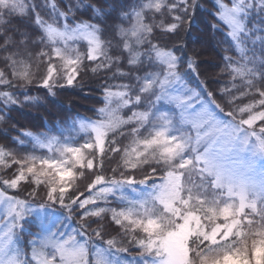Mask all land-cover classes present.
I'll return each mask as SVG.
<instances>
[{
    "label": "trees",
    "instance_id": "1",
    "mask_svg": "<svg viewBox=\"0 0 264 264\" xmlns=\"http://www.w3.org/2000/svg\"><path fill=\"white\" fill-rule=\"evenodd\" d=\"M22 1L23 8H7L0 13L3 20L0 23V151L6 154L4 160L7 161L0 163L5 167L3 171L0 168V189L26 201L31 200L43 211L69 209L73 226L83 233V237L93 242L96 239L105 249L115 247L128 255L140 256L137 262L145 260L148 263V259L152 260L154 256L130 242L143 239V234H134L130 228L126 231L127 225H118L113 220L116 212L129 208V196L96 199L97 202L89 204V208L91 213L100 211V215H89L83 221L84 210L79 204L69 207L68 200L77 193H83L81 201L88 198L95 187L97 175L105 177L104 181L113 180V177L122 180L125 176H135L137 184L143 181L148 185L156 183L163 175L161 163L139 164L135 169H129L124 163L127 148L134 141L145 138L152 127L150 116L156 103L143 93L142 86L148 73L154 69L162 70L158 61L161 51L172 55L176 74L186 88L212 102L208 95L211 92L215 100L223 105L224 110H221L213 103L215 113L223 123L233 122L248 129L238 122L239 117H230L227 110L249 106V113L255 114L252 111L253 102L259 100L255 93L264 89V0H245L243 13L239 15L242 29L236 39L219 20L216 0H164L167 7L160 13H143V18L145 15L148 17L153 30L151 34H146L139 46V59L125 51L117 25L120 19L122 21L123 13L130 11L127 4L135 11L148 0ZM219 1L229 3V0ZM82 22L95 26L111 67L93 69L85 59L87 50L82 48L84 54L79 59L83 63L74 84H67L62 61L53 60L52 63L60 66L59 72L49 86H43L49 64L46 57L53 50L43 26L61 28ZM170 24L179 26L174 31H168ZM25 64L30 65L27 79L19 76ZM248 87L253 91L246 92ZM229 88L233 91L229 92ZM106 90H121L128 95L123 98L108 97ZM238 92L243 94V98L235 104L228 103ZM125 99H130L131 103L125 104ZM113 117L119 122L108 126ZM86 121L105 125L107 148L103 155L95 156L94 169H80L81 175L76 173L75 187L65 203L48 199L47 187L43 189L42 184L36 185L31 179L25 183V188L5 189L3 181L12 178L20 169L14 159H8L12 151L15 156L16 152L21 156L22 152L39 150L31 134H36L42 141L53 137L69 146H82L93 142L92 132L81 128ZM252 130L259 131L258 128ZM116 147L120 151L112 150ZM152 169L156 170L155 173ZM90 185H93L91 190ZM247 214L255 215L259 226L264 218V209L261 208L258 213L249 210ZM82 222L85 227H81ZM94 230L100 233L99 237L93 235ZM41 231L39 229L38 232ZM109 240L115 241V244L110 245ZM27 241L28 238H25L24 247L29 251ZM88 255L92 258L90 251Z\"/></svg>",
    "mask_w": 264,
    "mask_h": 264
},
{
    "label": "rangeland",
    "instance_id": "2",
    "mask_svg": "<svg viewBox=\"0 0 264 264\" xmlns=\"http://www.w3.org/2000/svg\"><path fill=\"white\" fill-rule=\"evenodd\" d=\"M152 2L153 0L144 2L141 8L135 11L127 4L126 7L130 11L123 13L122 21L120 19L117 25L119 37L123 44L126 40L129 41L131 47L128 51L133 54L135 59H139V46L147 33L137 38H131L128 32H124L122 35L121 29H129L133 25L137 13L143 19V13L146 11L145 5ZM244 2L245 0H229L228 4L219 0L215 2L219 20L229 28L231 36L235 39L242 29L239 15L243 13ZM21 8H23V1L16 10ZM50 28L65 33V38L52 39L48 31ZM43 29L53 49L59 48L65 56L80 58L84 54L83 49L88 50L91 45L88 43L86 34H90L91 37L98 40L95 26L85 22L73 26L64 25L61 28L45 24ZM137 39L139 43H137ZM158 61L163 67L162 70L154 69L153 72L148 73L142 86L143 93L153 98L156 103L150 116L152 127L147 133V137L145 136L143 139L150 138L156 130L161 128L166 129L169 135L189 139L190 125L184 119L185 112L206 108L211 113L219 130L201 136L198 141L195 138H190L188 147L175 161V163H179L185 157L195 159L199 156L202 158L199 166L185 170L187 172L186 194L190 193L194 199L203 197L208 204L213 206H222L230 202L239 203V195L243 194L247 197L248 202L254 201L257 204L258 210L264 209V134L257 131L253 136L252 129L246 130L233 122L223 123L215 113V105L211 101L199 97L196 93L195 108H188L185 103L179 102L178 97L192 96L194 92L186 88L179 80L174 68V59L169 52H159ZM173 72L176 74L175 76L171 75ZM101 125L104 124L86 121L81 124V128L82 130L89 129L92 132L94 142V130ZM30 137L39 150L26 153L21 151V156L17 155V152L15 156L12 151L10 156L12 159L19 161L34 159L37 160V164L42 159H67L64 156L65 149L74 147L53 137L45 138L44 141L36 134H31ZM18 139L21 140V138ZM143 139L134 141L127 150L130 151L138 141ZM85 155L87 156L86 152ZM126 159L128 156L124 154V160ZM149 162L162 164L164 176L160 175L156 183L148 185L145 182L137 184L114 183L113 180L103 181L100 184L95 183L96 188H93L88 198L96 200L115 196L118 199L125 194L129 196V208H122L119 211H130L134 216H139L142 219L146 216L164 219L165 213L159 202V193L166 182L167 172L172 169L174 164L162 163L149 154L144 157L140 165ZM17 166L19 169L18 164ZM0 168L3 171L5 167L0 164ZM40 178L44 179L43 176ZM73 182L75 183V180ZM214 182L217 186H214ZM25 185L24 183L20 186L25 188ZM4 186L6 190H13L6 184ZM42 187L44 189L47 185L42 184ZM102 189H111V191L104 192ZM230 190L232 195L229 194ZM42 193L44 194V190ZM17 204L20 207L13 212V207ZM83 210V213L85 211L92 212L89 205ZM50 211L52 210L43 211V208L38 207L31 200L26 201V199H21L15 194L11 195L0 189V264H46V261L51 257L59 256V245L61 244L66 247L82 248L87 264H161L160 259L156 257L152 260L148 259V263L145 260L137 262L136 259H140V256L128 255L115 247L105 249L96 239L93 242L87 237H83V233L73 226L74 221L71 219L69 209ZM34 226L38 228L34 229ZM39 229L42 231L38 232ZM25 238H28L26 243L30 248L29 251L24 247ZM57 238L60 241L55 243ZM52 248L53 251H51ZM89 251L92 258L88 255Z\"/></svg>",
    "mask_w": 264,
    "mask_h": 264
},
{
    "label": "snow or ice",
    "instance_id": "3",
    "mask_svg": "<svg viewBox=\"0 0 264 264\" xmlns=\"http://www.w3.org/2000/svg\"><path fill=\"white\" fill-rule=\"evenodd\" d=\"M22 0H0V13L5 9L13 10L20 7ZM167 5L164 0H153L151 4L145 5L146 11L160 13ZM176 19V17H173ZM3 20L0 19V23ZM190 23V20H189ZM179 25H168V31H174ZM153 25L148 21L145 15L137 13L134 17V23L129 29H121V34L128 32L131 38H137L144 33L151 34ZM49 35L52 39L57 37L65 38V33L55 29H49ZM88 35V43L91 45L85 55V59L95 68L111 67V64L105 58L102 45L99 40ZM137 43L139 40L137 39ZM125 51L131 47L129 41L123 44ZM49 64L47 75L42 81L43 86H49L52 78L59 72L60 66L52 63L53 60L62 61V66L66 72V81L68 85L76 82L80 75L81 61L78 57L65 56L59 48L52 50L51 55L46 57ZM29 64L24 65V70L19 73L21 78L27 79L30 75ZM172 76L176 74L171 73ZM235 79V78H234ZM164 83V82H162ZM229 92L233 89L229 88ZM251 87L246 88V92H252ZM259 100L253 102L252 111L249 113V106H237L229 108L227 114L230 117H239V123L248 129H259L264 134V89L255 93ZM108 97L123 98L128 94L121 90H106ZM195 93L192 96L178 97L179 102L185 103L188 108H195ZM209 97L217 107L224 110L223 105L217 102L209 92ZM243 94L237 93L228 103L235 104L237 100L242 99ZM139 100V97L136 98ZM125 104L131 103L130 99L124 100ZM139 115V114H137ZM142 119L143 117L140 116ZM131 119V118H130ZM185 121L190 125L188 137L195 138L197 141L201 136H206L211 132L218 131V127L206 108H200L195 111H186L184 114ZM119 119L113 117L109 120L108 126H114ZM105 125L95 128L94 142L86 143L79 147H68L65 149L64 156L67 159H42L19 161L14 163L19 165L18 171L10 180L3 181L12 189H17L22 183L29 179L36 185H47V197L50 200H58L61 204L65 203L68 194L72 193L75 187L76 173L80 169L92 170L95 167V156L103 155L107 148V133L104 130ZM255 136L256 132L253 131ZM189 139L181 138L175 135H169L166 129L156 130L150 138L140 140L130 151L127 150L125 155L128 159L124 161L129 169H135L143 161L144 157L149 154L160 162L174 166L167 172L165 184L159 193V202L165 213L164 219L155 217L134 216L130 211H118L113 216L115 223L127 225L134 234H143V239L131 240L144 253L159 258L161 264H264V219H261L260 225L256 224V216L248 215L258 213L257 204L248 202L245 195H239V203L230 202L222 206H213L203 197H192L190 193L185 192V180L187 178L188 168L199 166L202 158L197 156L195 159L185 157L175 163L176 158L188 147ZM120 151L118 147L112 149ZM87 152V156L85 155ZM5 153L0 151V163H6L4 160ZM91 158H88V157ZM8 159H12L9 157ZM155 169L152 172L155 173ZM81 175V173H80ZM43 176L44 179L40 177ZM106 178L100 175L95 177V183L100 184ZM146 179V178H145ZM114 183H136L135 176H125L122 180L113 177ZM143 182V181H140ZM214 186H217L214 182ZM93 185H90L89 190ZM109 192L111 189H102ZM232 195V191H229ZM83 193H77L68 200V206L79 204L81 209H86L90 203L97 201L92 198H85L82 201L80 197ZM20 206L13 207V212ZM102 211V210H101ZM89 215H100V211L88 213L85 211L82 215V221ZM7 219V216L5 217ZM81 227L85 225L81 224ZM93 235L99 237L98 231H93ZM110 245L115 241L109 240ZM127 251V249H125ZM46 264H87L84 250L74 247L59 245V256H53L46 261Z\"/></svg>",
    "mask_w": 264,
    "mask_h": 264
}]
</instances>
